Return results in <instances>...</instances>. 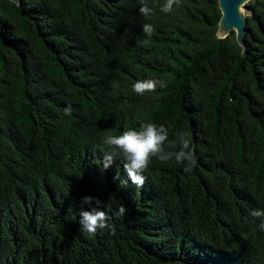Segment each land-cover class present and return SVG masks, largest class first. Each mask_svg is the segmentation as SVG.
<instances>
[{
	"label": "trees",
	"instance_id": "16d2710c",
	"mask_svg": "<svg viewBox=\"0 0 264 264\" xmlns=\"http://www.w3.org/2000/svg\"><path fill=\"white\" fill-rule=\"evenodd\" d=\"M0 0V264H264V0Z\"/></svg>",
	"mask_w": 264,
	"mask_h": 264
},
{
	"label": "water",
	"instance_id": "95a60500",
	"mask_svg": "<svg viewBox=\"0 0 264 264\" xmlns=\"http://www.w3.org/2000/svg\"><path fill=\"white\" fill-rule=\"evenodd\" d=\"M20 5V0H9ZM252 0H219V8L222 18L219 21L218 37L226 39L232 33L236 42L245 48V34H247V19L251 15L248 4Z\"/></svg>",
	"mask_w": 264,
	"mask_h": 264
}]
</instances>
